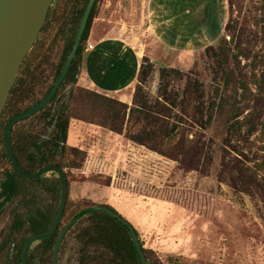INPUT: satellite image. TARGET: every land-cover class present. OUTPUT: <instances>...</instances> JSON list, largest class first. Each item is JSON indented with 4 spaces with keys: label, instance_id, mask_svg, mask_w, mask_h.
Masks as SVG:
<instances>
[{
    "label": "rangeland",
    "instance_id": "1",
    "mask_svg": "<svg viewBox=\"0 0 264 264\" xmlns=\"http://www.w3.org/2000/svg\"><path fill=\"white\" fill-rule=\"evenodd\" d=\"M261 1L236 0L231 6L229 0H100L87 42L95 48L86 51L77 84L131 105L142 59L147 55L159 66L189 74L198 62L207 94L212 97L208 69L212 61L207 59L206 49L225 36L231 19L239 18L244 27L240 42L246 48L254 47L253 53L246 50L248 58L240 59L242 71H249L247 64L261 48L248 40L249 32L256 31V9ZM64 3L54 0L52 6L59 11L32 54L36 59L31 56V61L39 64L41 76L34 97L52 83L55 67L74 35L73 25L63 26L67 19ZM184 86L185 81L176 84ZM146 89L152 99L158 98L159 69L150 76ZM252 91L256 96L236 119L239 132L228 130L223 116L202 131L187 124L190 119L184 114V153L174 158L129 141L123 134L72 119L67 143L85 150L86 158L82 168L65 169L70 199L110 205L135 227L141 243L161 264H171L170 256L186 264H264V190L246 169L264 160V91L256 87ZM175 113L183 115L178 108ZM250 117L255 121L249 131L246 124ZM19 123L18 127L26 130L40 128L34 120ZM209 146L212 158L207 154ZM4 150L0 145V180L11 170V164L3 159ZM44 177L51 180L58 174L50 171ZM26 186L27 199L19 197L3 208L0 239L14 211L35 212L47 203L44 188L33 182ZM75 235L73 231L62 248L61 264H78ZM7 252L5 248L0 253V264H5Z\"/></svg>",
    "mask_w": 264,
    "mask_h": 264
},
{
    "label": "trees",
    "instance_id": "2",
    "mask_svg": "<svg viewBox=\"0 0 264 264\" xmlns=\"http://www.w3.org/2000/svg\"><path fill=\"white\" fill-rule=\"evenodd\" d=\"M63 1L65 3L62 11L64 13L66 9L67 19L63 22L65 25H62H73V38L68 44L62 60L55 67L52 83L46 89L41 90L37 97H34L33 94L41 81V76L38 74L39 64H34L31 61L33 48L29 52L21 65L0 118V145L5 146L4 131L9 120L16 114L26 112L48 95L72 50L89 0ZM99 3L100 0H96L77 55L60 88L50 103L31 117L37 121L40 128L26 130L17 126L18 128L13 127L12 129V145L19 163L25 170L37 172L50 164L58 165L64 170L83 167L86 151L67 143L72 119L99 125L115 134H123L125 139L145 145L149 149L171 158L184 153L181 152V149L183 142L186 141L185 131L182 127L185 122L206 131L217 117L223 116L228 130L230 128L234 132L241 130V126L236 125V119L242 115L250 101L256 96L252 88L256 87L260 92L264 91V0L256 9V31H250L248 35V40L253 43V46L261 44L260 50L254 52L251 64H247L250 66L249 71H242L240 59L241 57L248 58L247 51L253 53L254 47L246 48L240 42L244 36V27L242 28L240 25L239 18H234L227 24L225 36L205 51L207 59L212 61V64L208 66L212 75V97L207 94L202 79L204 75L197 68L198 62L195 63V68L189 74L179 68L167 65L159 66L146 55L142 59L139 82L136 85L131 105L106 93L77 84L82 64L86 58L87 42L94 19L98 14ZM229 3L234 6L236 0H229ZM57 11H59L58 7L54 10V6H51L47 22L41 32H45L50 27L52 18H55ZM156 69L160 71V89L158 98L152 99L146 89V83ZM182 81H185V86L183 88L176 87V84ZM69 86L70 88L67 89ZM66 89L67 92H65ZM63 92L64 94H62ZM63 104V111L58 116ZM177 108L183 115L175 113ZM184 114L189 117L190 122L184 120ZM255 115L258 116V113L255 112ZM175 118H178V121ZM254 121V117H250L247 121L246 125L249 131L253 128ZM52 128L53 130L50 132ZM45 134H49V137L42 138ZM189 142L194 143L196 140L189 139ZM41 146L42 150L39 151ZM194 147L197 145L194 144ZM210 149L212 146H209L207 154L212 158ZM3 159L11 164V170L4 172V182L0 192V195L8 194L7 201L17 200L22 196L27 199L29 188L26 186V182L39 185L48 194L46 205L36 209L34 213L18 211L14 214L12 228L16 246L13 249L12 246L8 248L10 255L13 254L12 258L8 257V264H22V250L26 240L33 234L47 230L54 221L60 204L62 181L59 177L51 180L46 177L38 179L23 177L13 167L6 149ZM246 169H248V176L264 190V160L253 167L247 166ZM66 173L68 177L69 173ZM92 205L98 204H92L89 200L73 201L69 197L63 218L56 231L31 246L28 264H53V249L60 230L77 212ZM100 205L111 207L108 204ZM81 222L85 223L80 227L79 223ZM73 231L76 233L75 247L78 252V264H142L129 228L108 213L98 210L80 217L66 233L60 246L59 261L62 248ZM142 245L148 264H161L152 250L144 247L143 243ZM169 262L171 264H186L176 256H170Z\"/></svg>",
    "mask_w": 264,
    "mask_h": 264
},
{
    "label": "water",
    "instance_id": "3",
    "mask_svg": "<svg viewBox=\"0 0 264 264\" xmlns=\"http://www.w3.org/2000/svg\"><path fill=\"white\" fill-rule=\"evenodd\" d=\"M53 2L54 0H0V118L7 104L11 89L14 86L16 78L19 74L21 65L29 52L32 50L35 42L37 41L40 32L45 25L49 10L53 5ZM95 2L96 0H89L84 11L81 23L79 25L72 50L58 79L55 81L48 95L26 112L19 113L13 116L5 127V148L8 156L11 159L13 167L16 169L18 174L29 179H38L40 177H44L46 173L53 171L58 174V177L62 181L61 199L54 221L47 230L33 234L27 239L22 251V264H28V251L31 245L42 238L51 236L58 228L63 218L66 204L69 198V182L66 171L55 164L45 166L37 172H28L27 170H25L19 163L12 145V129L17 122L31 117L33 114L39 112L42 108L47 106L57 93L58 89L60 88L62 82L69 72L74 58L77 55ZM63 107L64 104L60 108L58 116L61 115ZM52 130L53 128L50 129V132H52ZM48 137L49 136H47V138ZM40 149L41 147H39V150ZM3 199L4 197L1 198L0 201H2ZM97 210L108 213L129 228L130 234L132 236L142 264H148V260L143 250L140 236L135 227L113 208L100 204L89 206L77 212L64 225V227L58 234L53 249L52 263L60 264V246L70 228L80 217L88 214L91 211Z\"/></svg>",
    "mask_w": 264,
    "mask_h": 264
},
{
    "label": "flooded vegetation",
    "instance_id": "4",
    "mask_svg": "<svg viewBox=\"0 0 264 264\" xmlns=\"http://www.w3.org/2000/svg\"><path fill=\"white\" fill-rule=\"evenodd\" d=\"M47 22V21H46ZM47 30V29H46ZM45 30V32H46ZM44 31H42L37 39V41L35 42V45L33 47V50L32 52L34 53L37 45H38V42L40 41V39L42 38V34L45 33ZM32 53V54H33ZM32 59H36L32 56ZM20 72V71H19ZM36 105V104H35ZM33 107V106H32ZM32 117V116H31ZM31 117L27 118V119H30L29 121H33V119H31ZM27 119H24V120H27ZM22 121V120H21ZM20 122V121H19ZM19 122H17L13 127L15 126H19L21 125ZM7 125V124H6ZM22 129H26V127H21ZM45 136V135H44ZM44 138H47V136H45ZM42 147V146H41ZM6 149V148H5ZM40 151V150H39ZM7 152V151H6ZM8 154V153H7ZM4 182V177L0 180V192L2 191V183ZM4 199L2 201H0V221H1V216L3 214V208L5 207V205L9 202H11L12 200H8L7 201V198H8V194H4V195H0V199L3 198ZM16 213V211H14L13 213V218H14V214ZM34 213V212H33ZM12 225H13V219L11 220V222L8 224V226L5 228V236H1V239H0V253H4L5 251V248L8 249L9 246H12V249L14 248V246H16V243H15V237H14V229L12 228ZM2 233V232H1ZM3 235V234H2ZM27 241V240H26ZM35 244V243H34ZM34 244H32L31 246H34ZM25 245V244H24ZM24 247V246H23ZM31 248V247H30ZM29 248V250H30ZM11 249V247H10ZM23 251V250H22ZM28 255H29V251H28ZM13 254L10 255V250L7 252V255H6V260H5V264H8V257L12 258Z\"/></svg>",
    "mask_w": 264,
    "mask_h": 264
},
{
    "label": "built area",
    "instance_id": "5",
    "mask_svg": "<svg viewBox=\"0 0 264 264\" xmlns=\"http://www.w3.org/2000/svg\"><path fill=\"white\" fill-rule=\"evenodd\" d=\"M95 48V46L93 45V44H88L87 46H86V51H91L92 49H94Z\"/></svg>",
    "mask_w": 264,
    "mask_h": 264
},
{
    "label": "crops",
    "instance_id": "6",
    "mask_svg": "<svg viewBox=\"0 0 264 264\" xmlns=\"http://www.w3.org/2000/svg\"><path fill=\"white\" fill-rule=\"evenodd\" d=\"M96 45H97V44H96ZM97 91H100V92H101V90H98V89H97ZM106 94H109V93H106ZM109 95H110V94H109Z\"/></svg>",
    "mask_w": 264,
    "mask_h": 264
}]
</instances>
